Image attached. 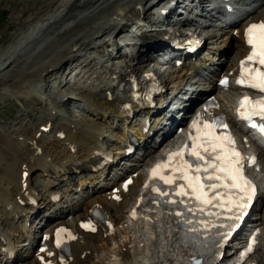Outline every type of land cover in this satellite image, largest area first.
<instances>
[{
    "label": "bare ground",
    "instance_id": "6f19581e",
    "mask_svg": "<svg viewBox=\"0 0 264 264\" xmlns=\"http://www.w3.org/2000/svg\"><path fill=\"white\" fill-rule=\"evenodd\" d=\"M152 1L51 0L47 5L49 10L41 9L36 18H31V21L38 23L32 30L0 48V97L28 93L31 88L37 87L38 82L50 79L61 94L60 97L64 99V104L69 106L71 103H86L89 107L87 114L90 117L87 124L73 125L69 122L62 126L58 120L59 115L51 114L37 123L35 128H31L23 141L20 142L18 139L7 145L6 154H10L12 158L5 161L6 167L0 181L1 185H4V188H0V208L4 211V217H0V264H140V261L137 262L139 257L145 261L142 264H192L189 259L195 254L181 248L171 237L173 216L155 205L142 202L143 196L139 195L141 177L133 179L132 184L126 189L115 185L116 188L112 190L114 186L109 188L108 183L100 184L108 168L95 171L93 169L96 165L92 166L93 169L90 165L99 155H109L111 152L110 154H114L115 157L123 156L127 148L124 144L129 131L136 133L140 142L141 139H147L141 134V127L138 126L141 125L143 118L130 119L129 116H124V112L119 111L118 103L114 100L116 97H124L129 103H136V99L126 91H119L120 89L113 85L114 79L110 77L113 73H118L123 80H128L145 73L151 62L149 60L153 59L152 56L142 58L143 55H140L136 63L115 68L116 71L113 73L106 72L108 69L106 65L102 69V75L95 70L97 66L92 65L93 59L89 60V63L82 67L83 73L76 76L72 84L67 77L65 79L56 77L58 72L68 68L73 62L81 61L84 58V54L81 56L82 52L95 51L101 47L107 35L113 34L118 28L126 27L122 24L123 21L142 13L149 18L151 14L146 12L145 7ZM260 18L261 15L256 16V20ZM100 23L102 25L99 26ZM233 29H237L235 35L231 33ZM215 35L218 36L217 41L221 39L224 45L234 43L237 50L235 56L243 55L245 47L242 26L234 27L222 34H212L205 40L213 39ZM44 36L50 37L47 41L44 40L45 42L43 39L40 41L39 37ZM156 39L158 36H149L146 40ZM23 42L26 44L18 51L17 48ZM37 42L39 47L33 49L38 51L34 50L31 56L34 60L27 68L28 54H22L20 51H26L29 45H35ZM55 43L60 48L55 56L34 58L40 50L43 49L42 52L45 50V53L49 51L50 45ZM99 43L101 45L97 46ZM155 46L160 45L153 42L144 48L151 49ZM110 47L112 50L118 48L116 42L105 48L106 60L103 58L105 55H101L105 62L109 60ZM95 52L100 57V50ZM44 53H41V56ZM209 53L199 65L207 73L208 79L212 80L220 70V65L213 62L214 58H211ZM236 64L237 62L231 60L224 69L225 72L229 73ZM194 65L192 68L196 69L197 63ZM168 68L174 70L176 74L172 80L174 87L183 86L188 75L184 70L185 66L176 69L174 65H170ZM87 76L92 79L89 81ZM167 80H160L164 92L156 101L161 104L163 103L161 97L169 83ZM161 104H158V107H161ZM51 132H54L53 137L46 138L47 133ZM159 145L153 152H149L150 154L136 158L134 165L138 167L134 166L128 173L136 171L146 158L154 159V153L158 152ZM34 172H39L42 176V188L45 189L46 196L39 197L31 189V174ZM78 173H86V178L81 181L82 178L75 180L74 175ZM99 179L100 182L96 183ZM89 184L93 186L91 192H83V186L87 187ZM61 186L66 187L65 192H61ZM12 192H15L16 197L13 199L15 201L11 199ZM53 195L59 196V200L55 201ZM62 203L66 205H61ZM261 204L262 212L264 197L260 198L257 211L260 210ZM41 207H47V210L55 208L54 214L58 213V218L65 217L66 212L70 215V220L66 222L57 220L56 223L55 220H51L53 214L41 218L48 225L36 229V233L33 234L35 238H45L38 247L46 246V249L39 253L36 248H25L28 244L26 240L31 236L26 219H31L33 215L38 216ZM94 209L102 213V221L94 219L92 215ZM261 216L263 219L258 218V222L264 228V215ZM5 220L11 222L10 228L3 224ZM57 224L59 225L55 226ZM86 224H89L90 232L86 229ZM60 225L66 229L64 235L69 242L70 257L52 248L55 229ZM94 228L95 232L92 231ZM6 237L17 251L15 259H11V254L6 252L7 244L4 243ZM261 255L260 262L248 258L242 264H264V252Z\"/></svg>",
    "mask_w": 264,
    "mask_h": 264
},
{
    "label": "rangeland",
    "instance_id": "374dc122",
    "mask_svg": "<svg viewBox=\"0 0 264 264\" xmlns=\"http://www.w3.org/2000/svg\"><path fill=\"white\" fill-rule=\"evenodd\" d=\"M50 1L51 0H0V48L8 44H11V42H14L13 40H17L18 37L20 38V35L22 37L24 36V34L32 30L35 24L37 23V21H31V18L33 19L36 18L37 14L43 9L49 10L48 8L49 6L47 5L49 4ZM100 25H102V23H100L99 26ZM89 27H91V24H89ZM44 34L46 36V33ZM45 36L42 38L39 37L40 38L39 40L42 41L41 39H43V41L44 40L47 41L50 36H48V38ZM216 39L217 38H214L213 40H209L210 42L209 46L222 49L223 53L221 54V59L219 62L222 63V66L225 69L228 65V61L234 58V53L236 51L235 50L236 48L230 45V47L225 49L223 43L221 42V39L218 41ZM23 43L21 44V46L17 48L18 51L21 50L22 47L26 44L25 42ZM56 44L57 43L50 45L49 51L47 50L48 52L46 51L44 53L45 50L43 52H42L43 49L40 50V52L44 53L46 57H44V55L41 56V53L38 52L40 55L36 53V55H34L36 57L34 58H48L49 56L51 57L55 56V53H58L60 50V48L57 47L58 45ZM37 46L39 47L38 42L35 45H29L26 51L24 49H23L24 51H20L22 54H28L26 59V63L28 64L27 68L34 60L33 58H31V56L35 50L33 48L37 49ZM98 50H100V57L101 55H105L103 58L106 59V54H105L106 50L103 48H99ZM95 51L91 52L93 56H97ZM214 53L215 54H213L212 56L216 57L217 60L218 56H216V51ZM82 54L84 53L82 52L81 56H83ZM107 61H108L107 63L108 65L111 64L117 65L124 63L125 59L116 58L113 61H109V60ZM128 62L129 64H133V61L132 62L128 61ZM56 77L60 79H65V77H67V72H63V70H61L56 74ZM174 78H175L174 70H168V69H167V73H165L161 77V79H168V82L170 81V83H168L169 88L173 87L174 83L171 80H173ZM36 86L37 87H35V89L31 88L30 92L28 93L25 92L20 94L14 93L6 97H0V181L4 175L3 172L6 167L5 161L6 160L8 161L10 158H12L10 157L11 156L10 154H6V149L8 148L7 145L9 143H12L13 141H17L18 139H19L18 141L20 142L23 141L24 137L28 135V133H30L28 131L31 128H35L36 124L40 123L43 118H48L50 117L51 114L57 113V115H59L58 120L60 121L62 126L67 125V123L69 122L72 123L73 125L89 123L90 117L87 114L89 107L83 105L82 102L81 103L78 102L74 106H70V105L68 106L66 104L58 102V98H60L61 94H59L58 90L55 89V85L53 84V81H51L50 79L45 81L43 80L41 82H38V85ZM234 94L235 93L233 91H231V93L229 94L228 93L220 94L221 104L223 109L228 110L230 108L232 103V97ZM53 135L54 132L47 133L48 137L46 138H52ZM146 162H148V159ZM82 175L83 174H80L79 176H75L76 177L75 180L79 178L84 179L85 176ZM111 178H112V172L109 173V175L107 176L106 178L107 180L101 181L100 184H104L108 182ZM31 181H32L31 187L35 192L38 193L39 197L45 196L46 195V193L44 192L45 190L44 188H42L43 178L39 172L33 173L31 177ZM0 188H4V185H1V183H0ZM83 188H86V186H84ZM91 188L92 185L89 184L87 185V189H83V190L85 191L88 190V192H90ZM65 190L66 187L61 186V192L62 191L64 192ZM14 194L15 192H12V196H11L12 200L14 198ZM128 199L129 202H131V197H129ZM41 208H42L41 213L53 214L52 213L53 210H47V207L45 208L41 207ZM3 214L4 211H2V209L0 208V217L1 216L4 217ZM119 214L121 215L123 213H119ZM69 220H70V215L68 214L63 219V221L66 222ZM37 222L38 220H35V223ZM35 223H33L34 226L36 225ZM3 224L9 226L11 225V222L5 220V222L3 221ZM260 245H261L260 249L255 254L253 259L254 261H258V262L262 260L261 253L264 252V234L263 237L261 238ZM143 261L144 260L140 257L139 259H137V262L140 264L145 263V261L144 262Z\"/></svg>",
    "mask_w": 264,
    "mask_h": 264
},
{
    "label": "snow or ice",
    "instance_id": "6c2138e0",
    "mask_svg": "<svg viewBox=\"0 0 264 264\" xmlns=\"http://www.w3.org/2000/svg\"><path fill=\"white\" fill-rule=\"evenodd\" d=\"M246 36L248 44L253 48L252 55L248 59L251 61L259 57L258 62L264 65V23L249 26ZM246 71L254 77L247 86L264 92V72L255 70L253 73L250 69ZM238 83H245L243 74ZM245 105H251V108L248 109L247 114L241 113L242 118L251 119L252 116H260L264 119V101L252 102L245 97L241 101V109H244ZM211 127L205 124L204 129H200L194 124L195 134L190 133L191 145H185L180 152L171 154L168 157V163L157 165L151 175L153 178L158 177L165 185H173L176 180L183 181L184 183L177 186L175 195L194 200L200 212H205L211 206L233 213L230 219H239L249 206L254 187L244 176L242 156L235 150L234 141L227 136L213 135L211 131H208ZM224 127L227 126L224 125ZM261 132L264 133V129H261ZM186 152L195 159V168L184 162ZM177 157L179 161L173 167L172 162ZM167 168H172V171L164 175L163 169ZM176 172L180 174L177 176ZM218 189L223 191H217ZM152 191L160 197L168 195L167 192H162L156 187H153ZM166 203H176V201L168 200ZM179 203L184 204L185 201L182 199ZM208 214L219 215L213 212ZM180 215L177 212V216ZM133 216H135L134 213ZM252 251L253 248L249 247L248 252Z\"/></svg>",
    "mask_w": 264,
    "mask_h": 264
}]
</instances>
